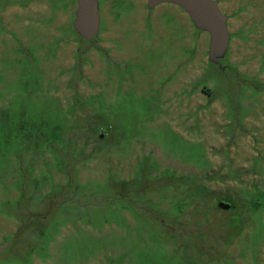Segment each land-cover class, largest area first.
I'll list each match as a JSON object with an SVG mask.
<instances>
[{"label": "rangeland", "instance_id": "rangeland-1", "mask_svg": "<svg viewBox=\"0 0 264 264\" xmlns=\"http://www.w3.org/2000/svg\"><path fill=\"white\" fill-rule=\"evenodd\" d=\"M99 1L0 0V264H264V22Z\"/></svg>", "mask_w": 264, "mask_h": 264}, {"label": "water", "instance_id": "water-1", "mask_svg": "<svg viewBox=\"0 0 264 264\" xmlns=\"http://www.w3.org/2000/svg\"><path fill=\"white\" fill-rule=\"evenodd\" d=\"M162 3L176 4L186 11L194 25L210 35L209 60L222 67L224 58L231 44L228 15L220 8L218 0H147L152 9ZM74 29L87 41L98 36L101 28V10L99 0H77V10L73 22ZM9 238L0 243V253L6 249Z\"/></svg>", "mask_w": 264, "mask_h": 264}, {"label": "flooded vegetation", "instance_id": "flooded-vegetation-1", "mask_svg": "<svg viewBox=\"0 0 264 264\" xmlns=\"http://www.w3.org/2000/svg\"><path fill=\"white\" fill-rule=\"evenodd\" d=\"M218 2L221 10L229 17L228 26L231 33L230 49L234 38H242L245 40V44H248L260 34L259 27L263 25L264 18L256 17L253 0H218ZM226 7L228 10H226ZM231 26H234L235 29Z\"/></svg>", "mask_w": 264, "mask_h": 264}]
</instances>
